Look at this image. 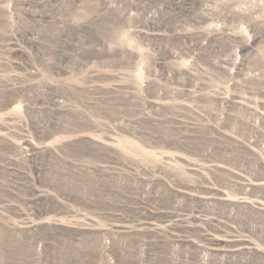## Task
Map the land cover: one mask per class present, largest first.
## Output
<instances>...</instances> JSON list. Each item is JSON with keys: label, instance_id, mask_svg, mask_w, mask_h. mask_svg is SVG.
I'll return each mask as SVG.
<instances>
[{"label": "rangeland", "instance_id": "374dc122", "mask_svg": "<svg viewBox=\"0 0 264 264\" xmlns=\"http://www.w3.org/2000/svg\"><path fill=\"white\" fill-rule=\"evenodd\" d=\"M0 264H264V0H0Z\"/></svg>", "mask_w": 264, "mask_h": 264}]
</instances>
